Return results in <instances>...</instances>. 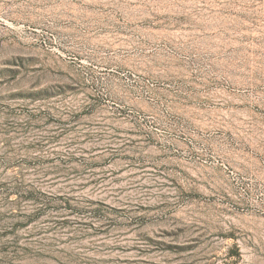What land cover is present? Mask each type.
<instances>
[{"label":"rangeland","instance_id":"rangeland-1","mask_svg":"<svg viewBox=\"0 0 264 264\" xmlns=\"http://www.w3.org/2000/svg\"><path fill=\"white\" fill-rule=\"evenodd\" d=\"M0 264H264V0H0Z\"/></svg>","mask_w":264,"mask_h":264}]
</instances>
